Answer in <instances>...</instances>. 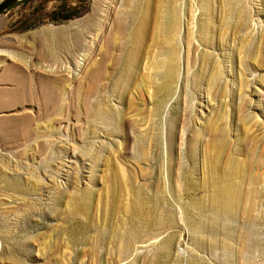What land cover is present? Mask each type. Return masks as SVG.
<instances>
[{
    "label": "rangeland",
    "instance_id": "obj_1",
    "mask_svg": "<svg viewBox=\"0 0 264 264\" xmlns=\"http://www.w3.org/2000/svg\"><path fill=\"white\" fill-rule=\"evenodd\" d=\"M0 264H264V0L1 13Z\"/></svg>",
    "mask_w": 264,
    "mask_h": 264
},
{
    "label": "water",
    "instance_id": "obj_2",
    "mask_svg": "<svg viewBox=\"0 0 264 264\" xmlns=\"http://www.w3.org/2000/svg\"><path fill=\"white\" fill-rule=\"evenodd\" d=\"M21 0H0V14Z\"/></svg>",
    "mask_w": 264,
    "mask_h": 264
}]
</instances>
